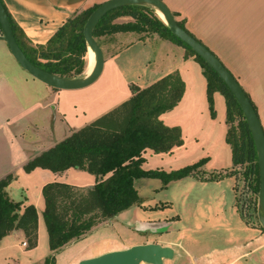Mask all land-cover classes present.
<instances>
[{"label": "crops", "instance_id": "obj_1", "mask_svg": "<svg viewBox=\"0 0 264 264\" xmlns=\"http://www.w3.org/2000/svg\"><path fill=\"white\" fill-rule=\"evenodd\" d=\"M108 1L110 0H1V3L26 42L30 46L38 47L45 45L75 12ZM161 1L177 15L176 21H183L185 28L201 41L236 79L255 106L264 134V0ZM129 19L118 17L112 23L122 24L129 22ZM98 41L104 56L103 70L99 78L84 89L62 91L52 89L32 78L16 63L6 44L0 40V179L9 174L15 179V174L23 172V166L33 157L127 101L131 97V85L144 89L173 73H177L183 81L184 93L179 103L172 110L163 113L160 120L167 127L180 128L183 144L173 148L169 154L155 155L162 157L161 162L170 167L178 166L183 162L181 159L190 153L187 145L192 146V164L204 159L208 154L197 145L198 137L195 141L193 139L195 146L185 144L188 137H192L199 130V120H206V81L194 56L182 46L156 33L117 32L101 36ZM224 109L226 110L225 107ZM213 131V140H220V131ZM228 150L229 162L226 168L230 167L228 170H231L233 166L229 145ZM146 153L147 151L142 165L144 170L147 165ZM150 157L153 156L149 155L148 158ZM206 159L209 160L208 157ZM184 164L186 163H183V166H186ZM67 172L68 170L52 173L37 168L27 175L37 173L42 176L45 180L41 185L43 187L50 182L64 183L57 175H66ZM91 177L88 183L68 185L77 188L92 187L96 180L93 175ZM180 182H185V198L189 189H198L197 205L202 206L199 213L202 224L204 218L214 223L234 218L237 228L244 234V242L236 244V251L230 252L229 259L221 264H239L241 261L245 264H264V231L248 227L242 220L236 205L235 177L226 176L213 182H201L187 177L169 183L164 189ZM136 183H140L142 187L152 184L154 190L162 187L158 179H138L134 186ZM11 185L12 182L6 192L10 199L19 202L21 199H14L16 197L12 193ZM139 197L142 200L140 206L120 213L95 227L91 234L58 251L59 257L70 251L64 264H74L78 255L87 248L99 247L103 250L91 257L80 258L76 264L83 259L124 250L134 245L156 243L171 248L178 246L169 239L132 241L135 233H141L135 230L138 223L166 222L171 225L179 221V216L169 221L166 216H158L159 212L155 210L158 208L157 204L144 203V198L140 195ZM203 201L205 204H201ZM194 205L195 203H189V206ZM106 229L108 232H104ZM38 230L39 215L36 247L39 243ZM126 233H129V236L123 239ZM10 235L22 237L21 246L26 244L21 231L12 232L8 236ZM228 237L231 238L232 235L229 234ZM158 239H163V235H158ZM231 240L236 241L237 238ZM23 247H27V244ZM36 247L29 249V252L35 251ZM226 251L213 250L194 259L197 263L214 264L210 263L211 260L209 261L207 256L222 255ZM175 257L176 253L172 260L165 261H173Z\"/></svg>", "mask_w": 264, "mask_h": 264}, {"label": "trees", "instance_id": "obj_2", "mask_svg": "<svg viewBox=\"0 0 264 264\" xmlns=\"http://www.w3.org/2000/svg\"><path fill=\"white\" fill-rule=\"evenodd\" d=\"M2 6L18 46L34 66L61 78L83 76L88 65V46L82 30L89 15L98 6L72 14L45 45L38 47L26 42L3 4ZM172 14L177 17L175 13ZM122 16H130L134 22L112 23ZM177 24L195 38L185 28L183 21H177ZM117 32L156 33L182 46L194 56L206 81V98L211 118L215 116L213 94L219 92L224 98L227 126L225 142L231 149L233 167L223 174L206 173L202 170L207 162L204 158L170 172L144 170L142 165L147 150L154 154H169L173 148L183 144L180 128L165 126L160 116L179 103L184 93V83L177 73H173L144 89L131 85V97L127 101L71 132L23 166L25 173L37 168L52 173L75 169L93 175L96 180L89 188H77L59 182H50L42 187V218L52 254L44 264H54L55 253L71 242L80 240L95 227L132 207L140 206L142 200L134 186L138 179H158L162 183L161 189H164L169 183L187 177L201 182L218 181L226 176L236 178L235 173H231L236 171L234 167L246 165L244 176L252 175L255 186L242 195L237 194L235 184L236 205L240 216L249 209L248 205L257 203L259 178L253 141L238 104L215 72L171 34L168 26L151 7L132 5L108 12L94 28L93 37L100 47L99 37ZM245 95L257 114L249 96ZM13 179L11 174L0 179V241L12 232L21 231L27 248L32 249L37 244L38 215L33 205H24L22 201L16 202L9 198L6 188ZM260 229L264 231L262 227Z\"/></svg>", "mask_w": 264, "mask_h": 264}, {"label": "rangeland", "instance_id": "obj_3", "mask_svg": "<svg viewBox=\"0 0 264 264\" xmlns=\"http://www.w3.org/2000/svg\"><path fill=\"white\" fill-rule=\"evenodd\" d=\"M154 10V9H153ZM155 11V10H154ZM156 14V12H155ZM157 15V14H156ZM126 18H130V22H134V20L130 16H122ZM128 22V21H127ZM206 47V46H205ZM87 71V69H86ZM86 71L82 77L86 75ZM80 77V78H82ZM213 98V109H214V118H211L209 106L207 100L205 101V108H206V120L202 121L199 120L200 127L199 130L192 136L188 137L185 144L194 145L193 139L198 137V143L200 149H204L205 152L208 154L205 156L209 158L208 163L204 165L203 170L206 173H221L223 174L229 168H226V165L229 162V158L227 153L228 145L224 140L226 124H225V109H224V98L219 92H215L212 96ZM215 126V127H214ZM218 133L220 131V140H213L214 131ZM189 152L187 156L182 158L180 164L178 166H170L166 165L165 163L161 162L162 157L156 156L152 151L147 150L146 153V170H163V171H174L181 169L183 163L184 165L192 164L191 162L192 157L191 154L192 146H189ZM195 146V145H194ZM152 155L153 157H149ZM163 156V155H162ZM228 160V161H227ZM179 167V168H177ZM236 171L231 173H235L236 176V190L237 194H241V190L246 183L247 179H253L252 175H245L244 172L247 171L246 165L234 167ZM24 172V171H23ZM19 172L15 174V179L12 180L11 190L13 195L16 198L14 199H21L24 204L26 205H33L36 209L37 215H39V243L36 247L35 251L29 252L27 247L21 246L23 238L17 237V235H10L5 237L0 242V264H44L45 260L51 257V252L49 251L48 247V236L46 232V228L42 218V210L44 208V201L41 194V185L43 183L44 178L40 175L32 174L27 175L25 172ZM54 176V175H51ZM59 176L58 179H61L65 184H84L88 183L89 180L92 179L91 175L84 171H78L75 169H70L66 173V175H57ZM13 181H15L13 183ZM50 181V180H49ZM147 182V181H142ZM145 184V183H142ZM252 189L255 186V181L252 180L251 183ZM185 182H180L176 184L170 185L167 189H158L154 190L152 184H149L145 187L141 186L140 183H136L135 188L141 197H143L144 203L153 204L156 203L158 208L157 210L158 216H166L168 218L167 221L171 220L176 216H179V221L175 222L174 224L157 228L155 233L151 232H141L135 233L133 236L132 241L140 242L146 240H171L174 243H177L178 246H175L173 250L176 253V257L173 261H165L164 264H201L197 263L194 258L201 257L205 253H211L213 250L216 251H224L222 255H212L207 256L209 257L210 263L214 264H221L224 263V260L229 259L231 253L235 252V245L238 243L244 242V234L240 232L235 224L234 218H228V220L221 221V222H208L207 218H204V223L202 224L203 220L200 218L199 213L202 206H198L197 202L199 201V192L198 189H189L188 196L185 198L183 196V192L187 191ZM242 187V188H241ZM258 194V193H257ZM25 196V197H23ZM251 197V196H250ZM17 201V200H15ZM253 202V201H252ZM189 203H195L194 207L189 206ZM201 204H205L203 201ZM254 204V203H253ZM247 210L241 214L242 220L248 227H254L258 230H261V226L258 221V217L260 215V210L258 207V200L257 203L250 206L248 205ZM154 210V209H153ZM162 211V213H160ZM249 214V215H248ZM155 216V215H154ZM128 218V215H126ZM219 218H216L218 220ZM238 219V218H236ZM240 220V219H239ZM207 223V224H205ZM211 223V224H208ZM120 225V224H119ZM211 225V227H208ZM118 226V225H117ZM108 229L104 232H108ZM262 231V230H261ZM103 232V231H102ZM101 232V233H102ZM91 233H88L89 235ZM162 234L163 239H158V235ZM229 234L232 235L229 238ZM103 235V233L101 234ZM129 233L124 234L123 239L128 237ZM86 236V235H85ZM84 236V237H85ZM139 236H142L139 237ZM237 240L233 241L232 238ZM97 239V238H96ZM76 242V241H73ZM73 242L68 244L67 246L71 245ZM229 242L233 244H229ZM236 242V243H235ZM66 247V246H65ZM103 249L99 247L94 248H87L78 257L75 259V263L80 258L91 257L97 252L102 251ZM60 251V250H59ZM70 251H66L62 256H58L55 253L54 256V264H64L67 261V256L69 255ZM239 264H245L244 261H241Z\"/></svg>", "mask_w": 264, "mask_h": 264}, {"label": "water", "instance_id": "obj_4", "mask_svg": "<svg viewBox=\"0 0 264 264\" xmlns=\"http://www.w3.org/2000/svg\"><path fill=\"white\" fill-rule=\"evenodd\" d=\"M132 5L148 6L161 12L165 19L164 23L168 26L171 34L189 47L192 52L201 58L202 61L215 72L238 104L248 126L256 152L259 178L257 200L260 210L258 221L260 226L264 229V134L258 116L245 95V92L231 73L207 47L198 42L177 24L172 12L161 0H110L99 5L89 15L82 30L84 40L88 48L91 49L94 54L93 69L90 74L82 78H61L48 74L34 66L18 46L1 1L0 40L6 44L16 63L32 78L55 90H81L92 85L99 78L103 70L104 56L97 41L93 37L94 28L108 12ZM165 226H168V223H138L136 224L135 230L137 232L155 233L157 228ZM174 254V250L171 247L161 246L156 243H148L134 245L124 250L107 252L93 258L83 259L77 264H163L165 260H172Z\"/></svg>", "mask_w": 264, "mask_h": 264}, {"label": "bare ground", "instance_id": "obj_5", "mask_svg": "<svg viewBox=\"0 0 264 264\" xmlns=\"http://www.w3.org/2000/svg\"><path fill=\"white\" fill-rule=\"evenodd\" d=\"M157 16L163 21L165 22L164 16L161 12H159L158 10H155ZM88 50V65H87V71H86V75L90 74V72L93 69L94 66V54L92 52L91 49H87Z\"/></svg>", "mask_w": 264, "mask_h": 264}, {"label": "built area", "instance_id": "obj_6", "mask_svg": "<svg viewBox=\"0 0 264 264\" xmlns=\"http://www.w3.org/2000/svg\"><path fill=\"white\" fill-rule=\"evenodd\" d=\"M251 181V179L250 178H248V180L246 181V183L244 184V186H243V188H242V190H241V194L242 195H245V192L246 191H248L249 190V188L251 189V183H249ZM23 246H26V244L25 243H23Z\"/></svg>", "mask_w": 264, "mask_h": 264}]
</instances>
